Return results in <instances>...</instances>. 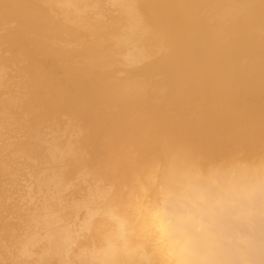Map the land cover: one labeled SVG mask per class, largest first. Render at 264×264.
<instances>
[{
  "label": "bare ground",
  "instance_id": "obj_1",
  "mask_svg": "<svg viewBox=\"0 0 264 264\" xmlns=\"http://www.w3.org/2000/svg\"><path fill=\"white\" fill-rule=\"evenodd\" d=\"M80 1L86 2L87 0ZM112 2L124 14L122 40L127 46L133 48L129 55L130 60L136 61L146 57L145 50L143 48L137 49L136 47L143 40V34L147 29V25L157 28V41H159L160 45L165 46V52L156 60L153 59L155 61H150V63L143 65L142 70L148 73L158 70L164 71L171 85L177 82L178 84L179 82L180 84L181 82H186L189 92L182 96H178V93H176L177 98L181 102L197 97L201 102V109L204 111L200 112L205 113L208 110L207 106L212 103L214 105L230 107L235 104L238 105L240 101L250 103L255 99L253 104L254 102L258 103L256 101L257 98L262 97L259 95L264 91V0H112ZM6 6L8 7L9 14H5V18L17 21V29L20 32V36L28 48L32 49L30 50L32 55L38 53L41 56V54L45 53V57L42 58L44 61H47L49 58L58 59L65 56L66 53L57 46L47 49L45 42H42L40 39L36 40L31 37H24L28 35L29 31L42 26L41 22H30L27 20L24 13L27 12L30 16L29 18L34 16L43 19L45 18V8L33 3L31 0H0V8H5ZM21 9H25V12L23 13ZM75 52L85 54L88 57L90 54L85 49ZM89 58L92 61L89 62V65L81 67V69L90 70L93 72V77L86 78L80 76L78 79L69 82L74 87V90L76 89L86 98L83 99L81 96L83 100H88L90 104V101H95V99L97 101L102 100L100 102L104 100L117 101L118 98L126 97L131 99L138 95H135V90L128 91L127 89L120 97L115 96L116 94L113 95V91V94H111L110 89L112 85L104 79L107 74L98 71V66L107 59V56L101 55ZM46 83L49 84L48 81ZM168 84L170 83L168 82ZM134 87L136 88L137 85ZM171 87L169 88L171 89ZM96 88L99 89V95H96L95 91H93ZM56 91L58 90L56 89ZM173 91L175 92V89ZM61 92L59 95L64 93L63 95L66 99L65 93L67 94V92ZM74 92L72 93L75 94ZM35 93L33 94L32 92L33 98ZM170 93L172 92L170 91ZM36 94L39 96L38 93ZM70 96L72 97V95ZM75 97H77L76 94ZM81 97L79 98L80 100ZM169 97H172L171 94ZM248 100L251 101L249 102ZM34 102L30 103L34 104ZM37 102L39 103L40 101ZM81 103H69L71 110L80 108ZM253 104L250 103V105ZM85 105L81 106L82 108L80 109H83ZM67 106L69 105L65 107ZM258 106L261 105L259 104ZM259 112L257 113L259 114ZM237 113L235 112L236 115ZM187 115L189 116V113ZM258 116L260 117V115ZM169 117L171 118V116ZM159 118L161 117L155 119L160 120ZM203 119L205 121V118ZM161 120L160 122H162ZM178 121L181 120H177L174 123V129L172 127L170 128L172 129L170 132H166L163 128H161L162 131L158 130L160 126L157 129L158 124L155 121L137 119L131 123V126L129 125L132 128L129 130V133L126 131L129 136L113 138V143L109 146L108 153H106V163L104 164L107 176L111 179L110 182L112 181V186L109 187L107 185L109 189L105 188L107 191L104 189L103 192L101 191L103 189L100 188L99 192H101L98 195L101 197L96 196L101 200L104 198L100 205L97 204L100 207H102L101 204L106 200L105 205L102 207L104 211L99 206L97 208L100 209H97V211L103 213L100 215L99 212V215L101 216L100 218L103 217L102 221H104L106 226H101L104 228V231H107V234L100 232L103 234H101L102 237L104 236V243L103 247L101 246L102 243L101 245L99 244L101 248L96 245L100 249L96 250L98 251L96 252V256L94 254V257L92 254L87 256L84 255L86 253L82 254L83 252H80V255L87 256L86 258L90 259L89 262L93 263L95 260L99 264H264V152L260 156H258L259 154L253 156L256 154L254 151L252 156H247L248 150L245 155L244 149L238 146V152L243 151V153H228V155L230 154L228 159L224 157L223 160L221 159L222 161H219L220 159L216 158L219 155V157H222L221 155L224 152H220L222 149L220 148V150L219 147H216V144L215 147L218 149L211 150V146L207 145L210 140L209 138L207 143L205 140L201 142L202 139L201 141L200 139L198 140L200 143L192 139L194 136L192 137L191 134L194 133L191 131H195V134L200 132V122L184 123ZM228 121L227 124L232 129V123H228ZM125 125L127 126V124ZM215 126L217 125H213L212 127ZM223 127L226 126L220 128L223 129ZM202 128L204 129V127ZM167 129L169 130V127ZM236 129L238 130V127ZM120 132H118V135H122ZM222 133L225 134L224 130ZM148 137H151L150 140ZM147 138L148 140H146ZM257 143L260 144V142ZM243 145L246 146L245 144ZM262 145L264 146V142ZM147 146L150 150H148L149 153L144 152L147 151ZM224 146L222 148H225ZM255 147L257 148V146ZM105 148L107 150V146ZM63 150V153H65V149ZM141 150L144 152L143 154L140 153ZM102 153L104 154V151ZM71 154L68 153L67 157L71 156ZM61 157H64V154ZM67 157L66 159H68ZM30 160L36 167L37 162L34 163V158L30 157ZM100 164L98 163V165ZM100 167L99 169L102 168ZM74 170L76 175V168ZM101 171L99 170V172ZM51 174L48 175L51 176ZM97 176L99 175L95 177L97 178ZM56 177L54 173L53 177L51 176L52 179ZM58 177L57 179L60 180ZM52 179H49L50 182L48 184L52 183ZM59 180H57L56 185H59ZM96 183L98 185V182ZM107 184L110 185V183ZM38 185L36 184V187ZM53 185L56 188L55 182L54 184L52 183ZM96 189L97 186L94 189V193H96ZM60 190L58 188V191ZM53 191L56 192V189H53ZM36 192L39 191L37 190ZM46 193L42 192L41 194L47 196L48 194L46 195ZM59 193L57 196L54 193L53 197L61 199L62 194L59 196ZM29 196L31 195L29 194ZM99 199L96 200L97 203L100 201ZM48 200L50 199H46L45 202L50 204ZM46 203H44L45 207H47ZM82 203L84 204L85 202ZM94 212L96 211L94 210ZM46 213H44L45 215L43 214L44 216L42 215V219L39 217L40 215L37 216L45 224L44 227H47L46 229L49 230V234L46 232L48 234V242L45 241L48 244L46 246L50 250L52 249V252L56 250L62 254V251H65L69 241H71L70 235L73 232L69 234L71 230L68 231V229L72 226H66L68 229L65 226L66 229L62 228V226L59 228L60 226L57 225L59 226L57 227L54 223L56 219H60L56 217L60 216L58 214L56 216L52 215L51 212L50 214ZM34 215L33 217L36 218V214ZM93 215L95 216L96 214ZM99 215L97 214L96 216L98 217ZM94 216H91L93 217L91 219L95 220L97 218H94ZM33 217H31L32 223L36 221ZM94 225L92 224L91 226L94 228ZM38 226L41 227L40 225ZM97 227L99 228L100 226ZM86 234H88V231ZM101 235H98L99 238H101ZM29 236L31 235L29 234ZM91 237L93 238V236ZM91 237L89 236V238ZM29 238L31 239V237ZM92 238V241L95 240ZM27 240L25 239L24 242ZM95 241L98 242L97 240ZM95 241L89 247L86 245L82 246L88 248H85L87 251H84L90 254L91 251L96 249V246L92 247V245H95ZM29 242L27 245H31ZM24 246L22 247L21 245L20 247L26 249L25 244ZM82 247H80L81 251ZM49 249L46 251L48 254ZM38 250L40 251V248ZM79 251L76 250V253ZM41 253L38 256H41ZM42 256L44 257L45 255L43 254ZM41 259L40 261L42 262ZM47 259L44 257L43 262L45 263V260L47 262ZM80 259L83 260L82 258ZM84 260L83 262L86 264ZM80 262L82 263V261ZM39 263L37 261L36 264Z\"/></svg>",
  "mask_w": 264,
  "mask_h": 264
},
{
  "label": "rangeland",
  "instance_id": "obj_2",
  "mask_svg": "<svg viewBox=\"0 0 264 264\" xmlns=\"http://www.w3.org/2000/svg\"><path fill=\"white\" fill-rule=\"evenodd\" d=\"M31 1L45 8V18L39 19L34 16L29 18L30 16L25 12V9H21L23 13L25 12L26 19L30 22L42 23V26L35 28L33 31H29L28 35H25L24 37H31L36 40L40 39L42 42H45L47 49L57 46L66 54L62 58H49L47 61L42 59L45 57V53L41 54V56L40 54L38 55V53L32 55L30 52L32 49L28 48L20 36V32L17 29V21L5 18V14H9L8 7L0 8V264H36L37 261L39 263L43 254L46 259L48 258L47 262L45 260L46 264H84V259H86L84 260L86 264H99L97 261L95 262V260L93 263L89 262L90 259L86 257L91 254L96 256V252H98L96 250L101 243V246L103 247L104 236L102 237V233L107 234V231H104V228L102 227L104 225L106 226L104 221H102L103 217L100 218V215L103 213L97 211V209L99 210L105 205L106 201L105 200L101 204L102 207H100L99 205L104 198H102L103 200L99 199L101 196L98 195V193L100 194L105 188L108 190L109 187L112 186V181L110 182L111 179L107 176L106 166H104L107 157L106 153H108V148L116 137L124 138L125 136H129V130L132 129L130 128L131 123L133 121L135 122L137 119H143L146 121L152 120L156 122L158 119L156 120L155 118L161 117L159 119H162V122H160V120L156 122L158 124L157 129L160 126L158 130L162 131L161 128H163L166 132H170L172 130L170 128L172 127L174 129V123L177 120H181L184 123H193L195 121L200 122V125L204 127V129L200 126V132L196 134L195 131L192 130L191 132L194 133L191 134L192 137L194 136L192 139L195 142L199 139L201 141L202 139L201 142L205 140L206 143L210 139L207 145L211 146V150L218 149L216 147H219V149H222H220V152L223 151L225 153L221 155L222 157H219V155L216 158L218 160L220 159L219 161H222L224 157H227L228 159L230 154L243 153V151H240L241 153L238 152V146L239 148L241 147L244 149L245 155L248 150L247 156H252L254 151L256 154L253 156H257L258 154V156H260L261 153L263 154L264 91L259 95L262 97L257 98L256 101H258V103L254 102V104H256L255 106L253 104L255 99L253 101L248 100L249 102L251 101L250 103L253 105H250L247 101V104L245 101H240L238 105L234 102L235 105L230 107L214 105V103H212L207 106L208 110L205 113H201L200 111H204L201 109V102L197 97L189 100L190 102H181L177 98L178 96H182L189 92L186 82H181V84L179 82L180 85L178 82L171 85V82L168 80V76L164 71L161 72V70H158L148 73L147 71L142 70L143 65L150 63V61H155L165 52V46L160 45L159 41H157V28L152 25H147V29L143 34V40L138 43L136 47L137 49L143 48L146 52V57L132 61L129 59V55L133 48L127 46L122 40L124 32V14L122 10L112 2V0H87L86 2H81L80 0ZM81 49L88 51L90 53L89 57L94 58L101 55L107 56V59L98 66V71L107 74L108 77L106 76L104 79L112 85L110 89L111 94L114 93L113 95L116 94L115 96L120 97L126 89L128 91L135 90V95L138 94L135 96L136 98L133 97L130 99L125 97L126 99L118 98L117 101L104 100L103 102H100L102 100L97 101L95 99V101H93L96 105H94V103L92 104L93 101H90L91 106L88 103V100H83L86 98L76 89L74 90L72 84L69 83L70 81L78 79L80 76L86 78L93 77V72L81 69V67L89 65V62L92 61L85 54L75 52L80 51ZM77 68L79 69L77 70ZM45 81H48L49 84ZM168 82L170 84H168ZM136 85L137 87L135 88L134 86ZM170 86H172L171 89L169 88ZM115 87L116 89H114ZM56 89L59 92L56 91ZM173 89H175V92ZM62 90L63 92H67V94L65 93V97H67L66 99L64 98V93L61 92ZM93 91H95L94 93L96 95H99L98 88H96V90L93 89ZM170 91L173 94L170 93ZM32 92L33 94L34 92L38 93L39 96L35 93L36 96L34 95L33 98ZM60 92L63 94L59 95ZM72 92H74L77 97H75V94ZM176 93H178V96ZM170 94L173 98L169 97ZM70 95H72V97ZM80 97L82 101L79 99ZM170 98L172 99L170 100ZM31 100L33 102L35 100L40 102L38 103L35 101L34 104H32L30 103L32 102ZM260 100L263 101L260 102ZM46 101H48V103L45 104ZM85 101L87 102L85 103ZM76 102H82L81 106L85 104L87 106L85 105L83 109H80L82 108L80 106V108H78L79 111L78 109L71 110L70 104ZM257 104H260L261 106H258ZM64 105H69L67 107L70 109ZM250 106L252 110L250 109ZM234 107L236 108V111ZM254 109L255 111H258L255 112ZM233 111H235L240 117H238ZM187 112L189 113V116L187 115ZM257 112H259V114ZM226 113L228 114L226 115ZM243 113L247 115H244ZM254 113L257 114V116H255ZM168 115L171 116V118ZM258 115H260V117ZM146 116L148 117L146 118ZM166 116L171 121H169ZM178 117L180 118L177 119ZM202 117L205 118V121ZM227 121L228 123H232H230L233 126L232 129L227 124ZM164 122L167 123L165 124ZM161 123L163 124L160 125ZM125 124H127V126ZM206 124L207 126H205ZM167 125L169 130L167 129ZM213 125H217L215 126L217 129L212 127ZM219 125H221L220 127H226H223L222 129ZM126 127L128 128L126 129ZM234 127H238V130L236 129V131ZM226 129L228 130L225 131ZM223 130L225 134L222 133ZM201 131H203V133H201ZM118 132L122 133V135H118ZM125 133L127 134L125 135ZM216 135L217 137H215ZM151 137H148L149 140ZM189 137L191 138L190 135ZM210 137H213L214 140ZM148 138L146 140H148ZM105 139L106 142L104 143ZM200 141H198V143H200ZM257 142H260V144ZM226 143L229 148L226 146ZM207 145L205 144V146ZM234 145H236L237 148L234 147ZM106 146L107 150L105 148ZM223 146L225 148H222ZM255 146H257L258 149ZM146 148L147 151L144 152L149 153L150 150L148 146ZM251 148H255L256 150ZM63 149H65V153H63ZM70 149L71 151L69 152ZM102 150L104 151V154L102 153ZM144 152L141 150L140 153L143 154ZM68 153H72L71 156L67 157ZM228 153L230 154L228 155ZM30 154H35V156ZM63 154L64 157H61ZM30 157L32 159L34 158V163L37 162L36 167L32 164L33 162H31ZM66 157L68 159H66ZM70 160L71 162L69 163ZM98 163H101V167L105 169L102 170ZM99 167L101 169H99ZM80 169L81 171H79ZM97 169L100 171L102 170L103 172H99V170L95 171ZM53 173L55 177L56 175L57 177L59 176L58 178H60V180L57 179V177L52 179L51 176L53 177ZM94 173L99 176L96 178ZM48 174H51V176ZM101 175L103 176L101 177ZM49 179H52L55 182V185L57 180H59L60 183L58 182V184H61V186L56 185L55 188L54 185L52 186V183L54 184L53 181H51V185L48 184L50 182ZM96 182H98V185ZM103 183L104 185H102ZM107 183H110V185ZM36 184H39L38 187H36ZM45 186L48 188L46 189ZM96 186V193H94ZM58 188L61 189V192L58 191ZM100 188L103 190L99 192ZM53 189H56V192H54ZM37 190L39 192H36ZM107 190L105 189V191ZM40 191L47 192L46 195H48L45 196V194H41L42 192ZM51 193L52 195H50ZM54 193L55 196H57L58 193L59 196L62 194L60 197L61 199L54 198ZM29 194L31 196H29ZM96 196L100 197L98 198ZM46 199H50L48 200L50 202L47 201L50 204L45 202ZM98 199L100 201L97 203L96 200ZM42 201L47 204V207H45L44 203V206L41 204ZM82 202L85 203L83 204ZM98 206L100 208H97ZM94 210L96 212L93 213ZM102 210L104 211V208H102ZM46 212L48 214L51 212L52 215L56 216V214H58L60 216L56 217L60 219H56L54 223L56 226H60L57 227L61 228L62 226V228H65L66 226H72V229L66 227L68 231L71 230L69 234H71V232L73 233L70 235L71 241H69L68 247L65 248L64 252L62 251V254L56 250L52 252V249L50 250L49 247L46 246L48 245L46 242H48L47 236L49 230L46 229L47 227H44L45 224L40 220V218L42 219V215ZM90 213L91 216H94L93 214H98L99 216L97 217L95 215L94 218H97L94 220L91 219L93 217L90 216ZM34 214H36V218L40 215V218L38 217L36 219L33 217L35 216ZM31 217L36 220L34 221L33 219L36 223H32ZM37 221H39L38 224ZM91 222L93 225L95 224L94 228L97 229V226L100 227L97 230L94 229L93 226H91ZM89 227L92 229L90 230ZM86 229L88 234H86ZM29 234L31 236H29ZM32 234L35 236H32ZM97 234H102L101 238H99ZM26 235L28 236L26 237ZM87 235L90 237L93 236V238H91L98 242L95 240L92 241ZM29 237H31L32 240ZM25 239H28L25 241L27 243L24 242ZM30 240L31 242H29ZM94 241L96 243H94L95 245H92V247H95L96 245L98 247L96 246V249L94 250L90 247L95 252L93 253L89 248L91 253L88 250L90 253L88 254L85 252L87 251L85 248L89 247V245L91 246V243L93 244ZM28 242L32 246L27 245ZM24 244L27 247L26 249L22 248L25 247ZM21 245L22 247H20ZM84 245L87 247H82ZM29 246L31 247L29 248ZM43 247L47 248H45L46 251L49 249V254ZM80 247L83 248L82 251ZM37 248H40V251H43V253ZM78 248H80V251ZM76 250L79 252L76 253ZM51 252L52 254H50ZM80 252H83L82 254L86 253L84 255L87 256H81ZM40 253L42 255L38 256ZM35 255L40 258H36ZM79 256H81L80 258L83 260H81ZM43 258L41 259L42 262L44 261ZM80 261H82V263ZM42 262L40 261L41 264L44 263Z\"/></svg>",
  "mask_w": 264,
  "mask_h": 264
}]
</instances>
